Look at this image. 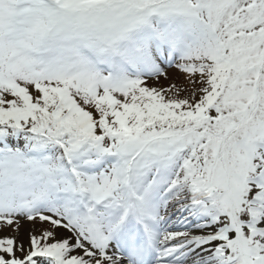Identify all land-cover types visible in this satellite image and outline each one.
Wrapping results in <instances>:
<instances>
[{
  "label": "snow or ice",
  "instance_id": "obj_1",
  "mask_svg": "<svg viewBox=\"0 0 264 264\" xmlns=\"http://www.w3.org/2000/svg\"><path fill=\"white\" fill-rule=\"evenodd\" d=\"M0 264H264V0H0Z\"/></svg>",
  "mask_w": 264,
  "mask_h": 264
}]
</instances>
